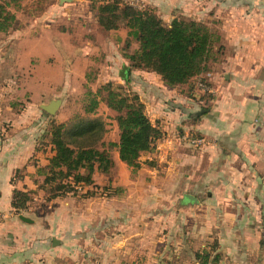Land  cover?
<instances>
[{"label":"crops","instance_id":"crops-1","mask_svg":"<svg viewBox=\"0 0 264 264\" xmlns=\"http://www.w3.org/2000/svg\"><path fill=\"white\" fill-rule=\"evenodd\" d=\"M140 1L141 7L155 8L165 24L181 15L218 30L222 50L199 75L206 78L210 97L202 99L203 91L194 84L197 77L170 87L155 72L132 69L125 85L138 94L151 123L162 134L150 150L141 153L137 168L121 161L115 148L108 172L95 170L91 184L64 197L67 201L91 191L90 198L98 203L96 196L108 193L103 204L82 213L61 206L46 214L12 209L14 188L43 195L38 189L43 176L37 168L45 166L54 151L51 143L40 145L38 141L47 133L50 116L40 108L45 103L38 104L37 112L31 101L22 113L1 118L0 264H142L148 239L157 256L163 246L165 214H140L145 209L141 205L146 198L144 189L136 198L126 197L129 184L123 177L129 169L136 174L165 171L163 187L168 189L152 181L150 186L160 197L176 192L171 205L180 214H169L177 223L169 233L184 242L188 252L207 251L210 258L218 254L217 264H264V0ZM50 7L65 9L56 3ZM29 38L34 43L41 39ZM58 51L63 59L71 60L62 46ZM37 52L35 47L28 50L29 55ZM81 52V58L87 59L86 50ZM63 80L60 84H66ZM69 83L67 78V88ZM202 107L207 113L198 115ZM115 124L118 134L116 120ZM177 131L196 133L204 144L171 143L169 137ZM120 168L125 170L123 175ZM184 194L197 201L183 202ZM184 218L185 228L180 224ZM157 259L160 262L161 256Z\"/></svg>","mask_w":264,"mask_h":264},{"label":"rangeland","instance_id":"rangeland-1","mask_svg":"<svg viewBox=\"0 0 264 264\" xmlns=\"http://www.w3.org/2000/svg\"><path fill=\"white\" fill-rule=\"evenodd\" d=\"M73 1L74 4H66L69 2L68 0H63L60 3L59 0H18L15 6L9 7L16 20L6 32H0V119L14 117L22 113L26 104L31 101L35 102L33 107L38 112V104L59 100V106L55 113L50 116L57 123L67 121L77 113L83 114V106L88 102L86 91L95 92L108 81H111L114 87L127 88L125 80L120 75V70L124 65L129 67L130 62L126 54L133 51L137 44L130 39V44L126 45V27L121 26L115 30L100 28L95 21L93 12L89 9V0ZM125 1L142 5L140 0ZM50 3L59 4L65 9L62 11L59 8L52 9ZM31 35L41 39L34 43L33 39L29 38ZM43 35L44 37H42ZM59 45L66 49L68 54H71L70 62L62 58L61 51H58ZM33 47L38 52L35 55H29L28 50L31 51ZM82 50H86L87 59L81 58L84 55ZM43 51H46L45 58L42 54ZM127 69L126 75L128 77L132 68ZM68 72L69 74H67ZM67 78L72 83L71 86L69 83V88L66 87ZM42 79L48 81L44 83ZM62 80L66 84H60ZM197 89L200 90L198 87ZM104 95L105 92L102 91L99 96ZM100 99L99 102H102V98ZM96 113L105 122L104 141L117 140L118 134L114 119L116 113L102 103L98 104ZM113 152L114 149L111 150V157L112 155L115 156ZM119 170L120 174L123 175L125 170H121V168ZM130 170V173L127 175L126 172L125 178L123 177L126 184H129V187H125L126 197L128 199L131 196V199L136 198L144 189L146 198L145 203L141 205H144L145 209L144 212L140 210V214H165L164 232H162L163 246L162 251L157 255L158 258L161 256L160 262L152 249L153 241L148 239L146 260L142 264H196L198 262L197 254H201L203 251L188 252L186 244L181 241L177 242L179 239L173 238L174 236L169 233V230L171 231L172 227L177 224L173 222L175 217L171 218L169 214H180L178 211L172 210L173 206L171 205L172 197L176 195V192L172 196L165 193L160 197L150 186L152 181L156 182L158 187L168 189V186L163 187L166 182L163 179L166 175L165 171L150 172L143 170L136 174V172L131 173ZM112 171L115 172L116 169ZM144 182L147 183L144 184ZM41 192L43 191L41 190ZM106 194L108 193L105 191L96 196L98 203L90 196H81L67 201L64 200V197H57L58 201L54 198L49 203L50 201L44 199V192L42 197H37L31 193L30 199L26 202V207L15 212L46 214L57 211L61 206L62 210L82 213V210L90 211L91 207L96 204H103L107 197ZM132 214L138 213H133L132 210ZM185 221L186 219L183 223L180 222L183 224L181 226L183 228L186 225ZM177 237L179 236L177 235ZM174 242L177 243L174 245Z\"/></svg>","mask_w":264,"mask_h":264},{"label":"trees","instance_id":"trees-1","mask_svg":"<svg viewBox=\"0 0 264 264\" xmlns=\"http://www.w3.org/2000/svg\"><path fill=\"white\" fill-rule=\"evenodd\" d=\"M17 1L0 0V32H6L13 26L16 18L9 7L15 6ZM89 2V9L100 28L115 30L121 26L126 27V45L131 40L137 44L133 51L126 54L129 67L124 66L155 72L167 86L181 85L192 78H198L208 70V63L215 61L222 50L218 30L203 21L176 15L169 24H165L155 8L150 6L135 7L125 0ZM127 68L125 77H122L125 81L130 75H126ZM199 79L208 83L205 77ZM194 84L196 86V80ZM126 87H114L108 81L95 92L86 91L88 102L83 106V114L77 113L67 121L57 123L50 114L42 110L50 119L47 133H44L38 144L49 142L54 151L49 162L37 168L38 174L43 176L38 189L44 192L45 201L77 193L78 185L84 186L93 182L92 174L95 170L108 172L113 165L111 150L115 148L121 161L132 169L137 168L141 153L150 150L154 141L161 136V130L151 123L138 94ZM102 91L105 95L100 97ZM202 94V99L210 97L209 90ZM100 98L116 113L114 119L118 127L117 142H105L103 139L106 132L105 122L96 115ZM201 109L205 111L200 115L207 113L206 107ZM188 133L199 136L193 132ZM147 163L154 165L153 161ZM18 172L16 170L15 174ZM103 190L109 188L103 187ZM31 193L33 191L14 188L12 209H24ZM91 194V191H86L81 196ZM197 256L198 264L218 263V254L210 258V253L203 251Z\"/></svg>","mask_w":264,"mask_h":264},{"label":"built area","instance_id":"built-area-1","mask_svg":"<svg viewBox=\"0 0 264 264\" xmlns=\"http://www.w3.org/2000/svg\"><path fill=\"white\" fill-rule=\"evenodd\" d=\"M135 7H141L139 5H135L134 3H129ZM196 86L201 90V91H207L209 90L208 84L206 82H203L201 79H198L196 81ZM172 138V139H171ZM169 137V141L171 143H176V144H181L183 142H186L191 145H203L204 144V138L201 136H195V135H190L188 132H183V133H175L173 137ZM82 185H78L77 188L80 189ZM2 217V214H0V218Z\"/></svg>","mask_w":264,"mask_h":264},{"label":"water","instance_id":"water-1","mask_svg":"<svg viewBox=\"0 0 264 264\" xmlns=\"http://www.w3.org/2000/svg\"><path fill=\"white\" fill-rule=\"evenodd\" d=\"M60 1L62 2L63 0H60ZM126 68H127L126 66H123V68L120 70V75L122 77H125ZM59 104H60L59 100H51L45 104H41L40 108L42 110H44L46 113L53 115L55 113L57 107L59 106ZM204 111H205L204 109H200L197 112V114L199 115V114L203 113ZM196 201H197L196 198L191 194H184V196H183V202H196ZM20 218L25 220V221H30V219L26 218L23 215H20Z\"/></svg>","mask_w":264,"mask_h":264}]
</instances>
